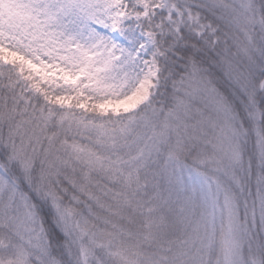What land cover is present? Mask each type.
Returning <instances> with one entry per match:
<instances>
[{
    "label": "snow or ice",
    "instance_id": "snow-or-ice-1",
    "mask_svg": "<svg viewBox=\"0 0 264 264\" xmlns=\"http://www.w3.org/2000/svg\"><path fill=\"white\" fill-rule=\"evenodd\" d=\"M0 264H264V0H0Z\"/></svg>",
    "mask_w": 264,
    "mask_h": 264
}]
</instances>
